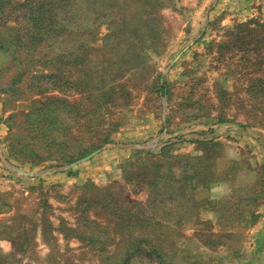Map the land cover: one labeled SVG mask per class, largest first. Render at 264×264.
I'll return each mask as SVG.
<instances>
[{
  "label": "rangeland",
  "instance_id": "rangeland-1",
  "mask_svg": "<svg viewBox=\"0 0 264 264\" xmlns=\"http://www.w3.org/2000/svg\"><path fill=\"white\" fill-rule=\"evenodd\" d=\"M0 264H264V0H0Z\"/></svg>",
  "mask_w": 264,
  "mask_h": 264
}]
</instances>
